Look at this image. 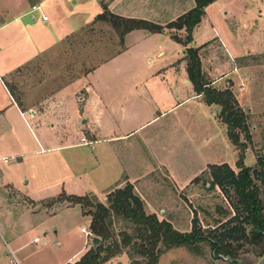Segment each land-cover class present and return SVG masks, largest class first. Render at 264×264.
<instances>
[{
  "label": "rangeland",
  "instance_id": "374dc122",
  "mask_svg": "<svg viewBox=\"0 0 264 264\" xmlns=\"http://www.w3.org/2000/svg\"><path fill=\"white\" fill-rule=\"evenodd\" d=\"M100 2H107V0H23L15 10L9 13L8 27L0 33V71L5 74L4 71L8 73L19 68L13 72L12 77L7 81L10 87L14 89L15 97L23 104V110L33 113L41 112L47 107L56 90L87 72H91L101 63L108 61L125 49L126 35L121 41L119 35L110 25L96 22L89 24L102 10ZM228 2L229 0H217L213 7L207 6L208 8H205L207 17L203 18L199 27L192 32V45L202 41L203 38H212L214 35L212 26L223 40L233 48H242L249 44L248 48L251 49L256 41L261 40V35H264V23L258 19V10L264 13V7L249 4L251 16L248 20L251 22H248L250 25L252 23V27L249 28L248 32L243 31L241 35L236 37L226 25L233 18L229 14L231 9H228ZM37 5L40 6L41 12L46 15L47 22L42 23L38 13H33L37 19L36 22L31 21L29 14L20 16L24 12L23 10L28 11L30 7ZM175 10L176 8L173 6L171 10L167 11V14L150 17L144 15L140 10H134V7L130 8L123 5L115 9L114 13L133 15L129 17L158 23L156 21H166ZM226 12L228 14L225 15ZM86 24L89 25L82 31L59 42L60 36L69 34L71 31H75L77 27H83ZM171 31V35L178 34L176 30ZM256 31L258 32L257 36ZM178 36L181 39L185 37V35L180 34ZM159 38L163 42L164 37ZM49 43L50 45H48ZM154 43L150 40L139 43L129 52L105 63L97 71V74L103 75L104 82L108 84L120 83L121 88H123L122 85L130 83L128 80L139 75H145L150 71L152 65L148 60L152 56L148 53L155 44H158ZM168 44L169 47L176 46L174 43ZM161 47L162 51L165 50L164 53L171 51L168 49L169 47H165L163 44ZM187 47L190 48L189 45ZM201 49V51L199 50L201 70L210 88L220 92L230 91L238 107L245 114L250 140L245 150L244 165L250 168L253 183L258 189L259 198L264 205V168L260 167V163L264 162V55H254L250 51L247 53L243 51L242 55L230 58L218 38ZM185 52L186 49L183 53V60L186 63ZM181 57L180 52L178 59ZM236 69L238 73H234ZM240 83L244 84V89L238 92L237 87ZM227 86L228 89H226ZM65 108L68 110L70 107L66 104ZM125 108L126 111L132 110L129 105H126ZM141 108H145L144 104H141ZM214 110L218 115L220 108L215 106ZM72 116L70 111L62 112L64 118L58 120L62 121V124L58 123L57 126L50 127L53 121H46L41 128L36 130L37 135L41 140L44 137L56 145L75 142L80 137V132L73 124ZM170 117L158 118L152 125H148L143 133H139L134 138L143 136L144 133L151 134L157 146H154L156 152L153 153V159L150 163L152 165L155 163V157L165 159L168 164L177 167L179 179L184 180L192 177L191 175L202 166L203 162L198 158L199 153L197 154L195 151L196 146L189 143L186 131L184 135H178L179 141L175 148L170 144V135L166 136L168 142L164 143V136L170 133V129L163 127L166 122H169ZM102 122L105 123L107 120L104 119ZM189 127L188 121L185 120V129H189ZM120 129L122 130V127ZM217 129L218 132L219 128L217 127ZM134 138L117 144L120 157L126 155L127 158L147 160V153L138 144H132ZM240 138L243 140V135H240ZM217 142L219 141L217 140ZM132 145H134V150ZM43 147H48V145L45 144ZM165 147L167 148L166 151H164ZM216 147L218 150L216 156L223 157L227 163L230 161L228 166L236 174L238 172L235 167L238 156L236 148L231 147V150L228 151L227 149L223 150L220 145ZM129 149L130 151H127ZM173 149H176V152H173ZM58 154V157H54V154L51 155L52 162L48 159V153L35 158L30 163L27 161V167L31 169L27 170V175L31 178L30 186H41L51 182L56 174L48 173L49 164L54 165L55 170L63 168L68 161L74 159L76 151H62ZM147 162L149 161L147 160ZM147 162L146 165H148ZM210 172V166H207L205 172L196 177L198 178L197 181H191L178 187L164 169L153 170L146 179L145 198L151 205L150 208H145L146 213L155 214L159 220L169 222L175 230L181 233L191 231L193 219L198 222L205 235L207 231L216 234L223 233L229 227L218 226L234 216L233 206L236 199L230 188L224 192L221 188L214 187L211 189L209 187ZM33 173L35 177H32ZM124 186L122 185L121 188ZM42 195L52 196L50 192ZM98 201L105 203V201ZM66 204L68 203L62 200L57 201L55 198L43 202L39 208L42 209L45 205H49L58 209ZM81 213L80 208L75 206L65 213L52 217L43 218L44 215L41 213L26 215L22 208L10 206L0 194V223H3L7 228L6 234L12 235L11 232L14 231L19 236L14 243L8 242V235L5 236L7 243H10L12 247H21L15 256L19 264H62L76 253L86 238L80 229L82 227L87 228L88 219ZM33 224L38 225L34 231L24 232ZM119 229L128 234L132 233V230L124 222L115 219L113 230L117 233ZM249 229L250 227H247L246 234H248ZM43 232L46 233V236H43ZM34 237H39L38 243H33ZM86 239L91 245L90 238ZM232 245L237 248V259L241 261V264L256 263L264 252L261 245L255 246L243 241L234 242ZM160 248L162 254L158 264H233L216 257L212 249L204 243L197 245V254H192L183 247L172 248L167 251L163 247ZM6 250L7 247L0 239V264H9V259L5 257ZM125 252L126 250L121 255L127 257ZM11 262L13 261L11 260ZM128 262L130 264L129 259Z\"/></svg>",
  "mask_w": 264,
  "mask_h": 264
},
{
  "label": "crops",
  "instance_id": "0c3cea01",
  "mask_svg": "<svg viewBox=\"0 0 264 264\" xmlns=\"http://www.w3.org/2000/svg\"><path fill=\"white\" fill-rule=\"evenodd\" d=\"M22 1L0 0V33L8 27L9 13L15 10ZM216 1L214 0L209 6L213 7ZM249 4L264 7V0H229L228 2V9H231L229 14L232 15L233 18L231 19L233 20L230 19V22L226 25L236 37L241 35L243 31L248 32L249 28L252 27V23L251 25L249 23L251 21L248 20L249 16H251ZM123 5L130 8L134 7V10H140L144 15L150 17L167 14V11L171 10L173 6L176 10L169 15L166 21H156L158 23H154L164 27V31L161 34H151L143 30L129 32L125 36V49L122 52L101 63L91 72H87L85 75L56 90L47 107L41 112L33 113L23 110V104L9 93L8 87L10 85L7 80L19 68L8 73L4 71L5 74L0 71V194L2 199L6 200L10 206L22 208L26 215H38L41 213L44 215L43 218H46L65 213L74 208L75 206H70L69 204L58 209H54L53 206L49 205H45L42 209L39 208L43 202L55 199L61 194L80 197L93 195L98 200L106 201L110 192L121 188L122 185L127 183L133 186L134 192L144 202L145 207L150 208V202L145 198V190L147 188L146 179L153 170L164 169L172 182L180 187L205 172L207 166L229 165L230 163V161L228 163L225 162L223 157L216 156L218 152L217 145L228 151L233 146L227 139L225 127L218 119L217 112L214 110L215 106H207L203 102L201 95H197L194 92L191 83L188 81L186 63L183 60L185 48L174 42L171 39L172 31L165 28L169 23L174 22L191 10L194 7L193 0H112L108 3L107 9L110 13L122 18L138 19L129 17L133 15L114 13L115 9ZM37 7L39 10L35 12L31 10V7L28 11L22 9L24 12L20 16L29 14L32 22L37 20L33 13H38L40 19L41 16L46 17L41 12L40 6L37 5ZM206 9L202 19L207 17ZM101 13L102 10L98 15ZM258 13V19L261 23H264V13L261 10H258ZM133 14L135 16V13ZM226 14L228 13L226 12ZM95 18L89 24L95 22ZM41 22L45 23L42 20ZM200 23L194 30L199 27ZM255 23L258 25L256 21ZM89 24L77 27L75 31L60 36L59 42L82 31ZM212 29L214 32L212 38H203L202 41L194 43V45L191 43L189 47L199 48L201 51L203 46L218 38L230 58L242 55L243 51L245 53L250 51L254 55H264V35H261L260 41L257 42L255 40L256 43H253L254 45L251 49L248 48L249 44L244 45L242 48H233L223 40L213 26ZM176 32L180 35H185L184 30H176ZM255 34L257 36L258 32L256 31ZM161 36L164 37L163 42L159 38ZM178 37L180 38V36ZM147 40L158 43H154L155 45L149 50L148 54L152 58L148 62L152 67L147 74L128 80L130 83L122 85L123 88H121L120 83L108 84L104 82L102 79L103 75L97 74V71L105 63L122 56L134 46ZM168 43H174L176 46L169 47ZM161 44L169 47L168 49L171 51L164 53L165 50L163 49L162 51ZM180 52L182 57L178 59ZM179 62H181V65H179ZM179 66L181 67L180 69ZM234 73H238V70L236 69ZM66 104L70 107L68 110L65 108ZM141 104H144V109L141 108ZM126 105L131 106L132 110L126 111ZM69 111L73 115V124L80 132V137L75 142H65L64 144L56 145L44 137H42V140L39 138L36 130L41 128L44 122L53 121L50 127L57 126L58 123L62 122L58 120H63L64 118L62 117V112ZM168 116H171L170 120L168 123L166 122L163 128L170 129V133L164 136V143L168 142L166 136L170 135L172 142L170 144L175 148L179 141L178 135H184L186 131L189 143L196 146L195 151L197 154L199 153L198 158L203 162L202 166L191 175L192 177L184 180L179 179L177 167L173 164H168L165 159L155 157V163L153 165L150 163L153 159V153L156 152L154 146H157L151 134L144 133L143 136L134 138L139 133H143L147 126L152 125L158 118L161 119ZM104 119L107 122L103 123L102 120ZM185 120L190 125L189 129H185ZM120 127H122V130ZM217 127L219 128L218 132ZM81 137H85L90 145H80L79 139ZM133 138L132 144H138L147 153L149 162L146 159L127 158L126 155L120 157L117 144L130 141ZM45 144L48 147H43ZM134 145H132L133 150ZM73 150L76 151L74 159L70 162L68 161L63 168L55 170L54 165L49 164L48 173L56 174L51 182L41 186H30L31 178L27 175V170L31 169L27 167V161L30 163L35 158L48 153V159L52 162L51 155L54 154V157H58V153L62 151ZM166 150L167 148L165 147L164 151ZM127 151H130V149ZM174 151L176 152V149H173ZM146 162L148 165H146ZM32 177H35L34 173ZM47 192H50L52 196L42 195ZM86 218L88 219L86 229H88L89 218ZM37 227V224H33L32 227L26 228L24 232L30 233ZM6 231L5 225L0 223V239L7 247L5 257L9 259L10 264L12 259L17 261L15 256L21 247L15 248L10 245L19 236L14 231L11 232L12 235L6 234ZM42 234L46 236V233L43 232ZM54 234L56 233L54 232ZM5 236L8 237V242L10 243H7ZM34 240L37 241L34 242ZM38 242L39 237H34L33 243ZM90 247L88 239L85 238L80 249L62 264L77 262ZM107 264H129V262L125 255H120L110 260Z\"/></svg>",
  "mask_w": 264,
  "mask_h": 264
},
{
  "label": "trees",
  "instance_id": "16d2710c",
  "mask_svg": "<svg viewBox=\"0 0 264 264\" xmlns=\"http://www.w3.org/2000/svg\"><path fill=\"white\" fill-rule=\"evenodd\" d=\"M110 1L112 0L100 2L102 13L95 18V22L110 25L121 41L125 35L135 30H143L151 34L163 33L164 27L152 22L122 18L110 13L107 9ZM213 1L193 0L194 7L165 28L184 30V39L175 34L171 35V39L186 47L188 81L194 92L202 96L207 106L220 108L218 119L225 126L227 139L238 151L235 162V167L238 169L236 174L227 164L210 166L209 174L211 180L208 184L211 189L218 187L226 192L227 188H230L236 199L233 206L234 216L218 226L229 228L220 234L207 231L205 235L198 222L193 219L189 233L178 232L169 222L159 220L155 214L146 213L144 202L134 192L133 186L128 183L123 188L110 192L105 203L99 202L93 195L80 197L61 194L57 197V201L62 200L70 206H79L82 215L89 218L88 230L91 235L100 240L98 246L90 247L77 262L72 264H107L113 258L123 254L125 250L130 264H158L162 254L160 247L166 251L183 247L192 254H197V245L203 243L207 244L216 255L231 259L238 258L237 248L232 245L234 242L243 241L255 246L261 245L264 248V205L253 183L251 170L244 165L245 150L250 140L245 114L238 107L230 91L220 92L210 88L201 70L199 48L187 47L192 42V32L204 16L205 8ZM8 89L11 96L17 99L14 89L10 86ZM17 101L19 102L18 99ZM240 135H243V140ZM260 167L264 168V162L260 163ZM197 180L198 178H195L193 181ZM115 219L124 222L132 233L128 234L121 229L115 233L113 230ZM247 227H250L248 234H246Z\"/></svg>",
  "mask_w": 264,
  "mask_h": 264
},
{
  "label": "built area",
  "instance_id": "2783aa9c",
  "mask_svg": "<svg viewBox=\"0 0 264 264\" xmlns=\"http://www.w3.org/2000/svg\"><path fill=\"white\" fill-rule=\"evenodd\" d=\"M31 10L33 11V12H35V11H38L39 10V8L37 7V6H34V7H32L31 8ZM41 20L43 21V22H46L47 21V18L45 17V16H41ZM229 87L227 86V88L226 89H228ZM243 89H244V84L243 83H240L239 84V86L237 87V91L238 92H241V91H243ZM79 144L80 145H84V146H88V145H90V143L85 139V137H81L80 139H79ZM81 233H83L84 235H85V237L86 238H90V241H91V238L93 237L92 235H91V233H90V231L88 230V229H86V228H81ZM37 240H34V242H36ZM12 261L13 262H10V264H18V262L15 260V259H12Z\"/></svg>",
  "mask_w": 264,
  "mask_h": 264
},
{
  "label": "water",
  "instance_id": "95a60500",
  "mask_svg": "<svg viewBox=\"0 0 264 264\" xmlns=\"http://www.w3.org/2000/svg\"><path fill=\"white\" fill-rule=\"evenodd\" d=\"M90 242H91V247H93V248L100 244V240L98 238H96V237H92ZM216 257L222 258V259H224V260H226V261H228L230 263L241 264V261L238 260V259H231V258H229L227 256L224 257L222 255H216ZM254 264H264V252H263L261 258Z\"/></svg>",
  "mask_w": 264,
  "mask_h": 264
}]
</instances>
